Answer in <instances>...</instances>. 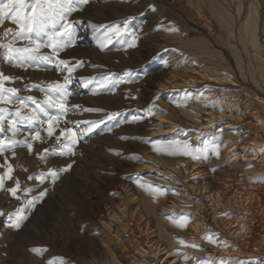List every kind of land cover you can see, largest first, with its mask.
I'll return each mask as SVG.
<instances>
[{
    "label": "rangeland",
    "instance_id": "obj_1",
    "mask_svg": "<svg viewBox=\"0 0 264 264\" xmlns=\"http://www.w3.org/2000/svg\"><path fill=\"white\" fill-rule=\"evenodd\" d=\"M219 1L91 0L83 11L72 14L70 21L75 29L74 39L72 45L60 53V58L72 64L83 61L84 65L72 74L70 90L73 95L68 103L73 110L69 111L68 120L104 119L106 123L81 141L76 147V155L52 157L46 165L25 148H17L14 158L11 153L5 154L14 166L13 175L19 178L21 188H30L32 192H20L21 200H16L0 191V211L5 213L4 217H0V264H138L146 261L167 264L170 259H165L164 252L153 260L150 244H144L153 235L155 240L163 243L160 231L164 229L178 240L173 250L174 255L181 259L179 264H221L222 261L223 264H235V261L236 264H264V243L261 240L249 250L252 254H241L233 261L224 251L228 242L233 241L231 231L235 224L231 226L229 221L233 223L236 218L237 222L240 221L238 217L244 213L241 205L233 203L237 197L233 191L238 185L246 183L251 185L244 194L257 192L264 178V170L257 173L264 163L262 151L258 157L252 152L254 146L250 147L258 137L261 147H264L263 130L257 125V113L264 118V84L256 87L253 82L240 79L231 47L217 40V36L226 37V25L211 15V7L218 10ZM224 2L225 6L221 7L236 19L237 0ZM259 2L260 9L264 10V0ZM198 7L209 18V24L205 25L200 19ZM125 18L131 21L130 30L139 35V46L128 48L122 38L113 37L112 43L101 49L104 28ZM239 21L237 18L236 23ZM173 26L179 31L163 30ZM9 27L16 28V25L5 21L0 27V36ZM232 42L237 43V38ZM208 43L222 54L209 55L210 51L206 50ZM25 44L26 41L17 42L18 47ZM41 51L51 53V49L47 48ZM202 51L205 55L200 54ZM242 61L243 66L247 64V60ZM198 67L197 73H194L193 70ZM211 68L234 74L237 82L231 85L217 83L208 78ZM0 70L15 78L14 82L6 83V87L20 89L18 95L32 96L38 101L44 100V92L32 88V85L46 87L55 81L62 82L67 75L59 71L55 64L41 62L38 66L20 68L2 57ZM142 70H146L147 74ZM260 71L264 72V67L257 63V74ZM126 72L132 73L131 82H122V78L127 79L124 76ZM105 75H111L114 82L99 89V81ZM192 76H195L194 80ZM88 80L94 82L84 87ZM25 86H28L27 89ZM200 92H203V97H199ZM226 92L231 94L229 99L224 100V105L233 110L240 107L244 116L239 119L232 116L218 121L213 120L215 118L206 120L217 128L215 132L220 127H233L232 144H242L235 152L227 154L225 143L220 144L217 150L209 143L200 160L179 153L168 155L154 151L153 142L156 141H188L197 148L196 141L192 139L201 137L203 128L199 123L203 121L204 111L198 107L201 109L194 118L188 117L185 111L202 100L212 104L218 93ZM186 96L189 99L184 103ZM18 106L17 103H0V107L10 110L9 120L15 118ZM31 108L29 104L24 111L30 112ZM89 108L101 111H83ZM148 109L154 115L149 116ZM50 111L55 114L54 110ZM116 112L120 116L107 120L108 115ZM227 115L232 114L228 112ZM31 130L32 126H25L16 138L23 140ZM41 135L45 133L42 131ZM243 145L245 148H242ZM54 146L52 140L43 145L37 143L34 144V152ZM235 153L238 155L234 156ZM240 161L249 167V171L253 170L249 172L253 175L238 174L239 167L235 173L229 171ZM257 162L261 166H257ZM0 163H3L2 159ZM68 163H72L71 170L61 173L54 184L50 179L43 184L39 180L27 179L29 175L47 172L53 167L62 168ZM23 168L28 171L24 172ZM197 169L203 170L202 178H197ZM5 170L0 169V173ZM228 172L233 173L230 178L226 176ZM238 175L241 177H236ZM226 180L230 184L225 188ZM186 182L193 184L195 189H186ZM150 185L166 190L165 194L153 195L147 190ZM11 186L13 182L7 181L6 187ZM201 186H207L208 192L219 191L223 195L220 202L208 200L199 190ZM45 189L47 195L42 202L37 201L35 209H26L29 219L22 229L10 228L7 214L23 206L25 195L31 199ZM260 195L264 204V194ZM167 220L175 224L184 223V229L175 228ZM139 222L150 227L152 234L149 237L141 233ZM197 231L200 232L198 239ZM209 234H213L211 241L205 238ZM253 234L257 236L255 232ZM34 247L44 251L37 255L31 251Z\"/></svg>",
    "mask_w": 264,
    "mask_h": 264
},
{
    "label": "snow or ice",
    "instance_id": "obj_2",
    "mask_svg": "<svg viewBox=\"0 0 264 264\" xmlns=\"http://www.w3.org/2000/svg\"><path fill=\"white\" fill-rule=\"evenodd\" d=\"M89 3L91 0H0V27L5 21L16 25V28L4 29L2 36H0V57L9 64L20 68H30L38 66L41 62H46L55 64L59 71L67 73L62 82L55 81L46 87L32 85V88H39L40 91L44 92V100L38 101L32 96L21 97L18 95L20 89L6 87V83L14 82L15 78L0 70V103H17L19 105L15 108V118L10 120L8 119L10 110L0 107V159L3 160V163H0V169H6L0 173V191L10 194L16 200H21L18 193H31L32 189L21 188V182L19 178L14 177L15 169L9 162V157L5 155L6 153H11L14 158L17 148H25L29 154H35L41 164L46 165L52 157L76 155V147L81 141L90 136L101 124L106 123L104 119L83 122L68 120V113L73 110L68 103L69 97L73 95L70 90V85L73 83L72 74L78 68L83 67L84 62L79 61L72 64L68 60L61 59L60 53L72 45L74 39L75 29L70 17L75 12L83 11ZM152 10L155 11V8L152 7ZM130 23V19L125 18L120 23L106 26L100 41L101 49L112 43L113 37L122 38L128 48H137L140 37L135 31L130 30ZM163 30L179 31L174 26L163 28ZM19 41H26V44L18 47L17 42ZM45 48L51 49V53H43L41 50ZM142 71L145 75L147 74L146 70ZM124 76L127 79L122 78V82H131V72H126ZM93 82V80L86 81L84 87H88ZM113 82L111 75H105L99 81V89H103ZM27 87L25 86L26 89ZM199 97H203V92L199 93ZM188 99L189 97L186 96L183 102L187 103ZM29 104L32 105V108L30 112L26 113L24 110L29 107ZM50 110H54L55 114ZM83 111L99 112L101 109L89 108ZM147 114L149 116L154 115L151 109L147 110ZM118 116H120L119 112L112 113L107 116V120H114ZM61 122L64 124L63 127H61ZM25 126H32V130L23 140H18L17 134ZM42 131L45 133L44 136L41 135ZM57 132H59L58 135ZM122 139L124 138L122 137ZM49 140L54 142V147H44L42 152H34V144L43 145ZM153 149L168 155L179 153L190 156L193 160H200L205 155L203 148L193 147L188 141H156L153 142ZM71 168L72 163H68L62 168L53 167L49 168L47 172L29 175L27 179L39 180L41 184L50 179L54 184L60 178L61 173L68 172ZM22 170L28 171L27 168ZM7 181H12L13 186L6 187ZM147 190L152 191L153 195H164L166 192L158 186L153 187L151 185ZM46 195V189L41 191L39 196L31 199L25 195L23 206L7 214L8 226L16 230L22 229L24 223L29 219L26 209H35L36 202H42ZM4 216L5 213L0 211V217ZM179 226L184 227L185 224L179 223ZM212 236L213 234H209L205 238L211 241ZM192 246L196 247V245ZM31 251L39 255L44 249L34 247Z\"/></svg>",
    "mask_w": 264,
    "mask_h": 264
},
{
    "label": "bare ground",
    "instance_id": "obj_3",
    "mask_svg": "<svg viewBox=\"0 0 264 264\" xmlns=\"http://www.w3.org/2000/svg\"><path fill=\"white\" fill-rule=\"evenodd\" d=\"M224 1H226V0H220L219 1L220 5L217 4L218 10H214L211 7V15L216 17L220 23H224L226 25V27H225L226 37H224V35H220V36L215 35V36L218 37L217 40H219V43H221L223 45L226 44L227 47H229V46L231 47V51H233L234 57L236 59L238 71L240 72V75H241L240 79L247 81V82H253L256 87L257 86L260 87L261 83L264 84V72L260 71L257 74V63L264 67V40H263V38H264V10L260 9V5H261L259 2L260 0H237V2H235V6H236V11H237L238 21L240 20L237 23H236L237 18L235 19L232 15H229L228 10L221 7V6H225ZM201 3H203V2H201ZM206 3H208V2H206ZM233 4H231V5H233ZM197 10L200 12L199 17L204 22V24L205 25L209 24L208 23L209 18L206 17L207 15L205 14L204 11H202L201 7H198ZM210 29H212V28H210ZM221 30H223L222 27H221ZM237 30H238V33L236 35ZM235 38H237V43L232 42L233 39H235ZM207 45L208 46L206 47V50L210 51L209 55L215 56V55H219V54L221 55L222 54L221 53L222 51L215 50V47L212 46L211 43H208ZM236 45H239V47H237ZM227 51H229V49ZM200 54L205 55V53L203 51ZM244 59L247 60V64H245L243 66L242 60H244ZM258 68H260V67H258ZM198 69H199V67L195 68L193 70L194 73H197ZM211 71H212V73H210L208 75V78H212L217 83H225V84L231 85V83L237 82L236 76L234 74L231 75L232 73L230 74L229 72H224V71L219 72V71L214 70L212 68H211ZM208 72H210V71H208ZM248 72L251 73V75L248 74ZM199 74H201V73L199 72ZM191 78H192V80H194L195 76H192ZM159 84H162V83H159ZM230 92L222 93L221 95H220V93H218V95H216V99L214 100V102L212 104H210L209 101H207V100H202V102H198L196 104L198 106L192 105L191 109H189L188 111L187 110L185 111V109L183 110V111L187 112L188 117L194 118L195 115H197L199 109H201L198 107L203 108V111H204L203 121L204 122L202 121V123L201 122L199 123L203 129L202 130L198 129V130L202 131V133L200 134L201 137H197V138L195 137L192 139V141H196L197 148H203L204 149L210 143L211 145H213L214 149L217 150L219 148L220 144L222 145L223 143H225L226 144L225 150L227 151V154H230L231 152L232 153L235 152V150L239 147V145H242V144H238L237 142L232 144L233 136L231 135V133L234 130H233V127L231 125L226 126V127L223 126L224 128L220 127L218 129V132H215L217 130V128H214L213 125L211 123H209V121H207L208 119H211V118H215L213 120L218 121L224 117L231 118L233 116L234 118L239 119V118H242L244 116L243 115L244 111H242L240 109V107H237L233 110L232 108L229 107V105H226V104L224 105V100L229 99L230 94H231ZM209 95H213V94L209 93ZM232 97H235V96H232ZM228 102H229V100H228ZM209 107L212 109H209ZM228 112L229 113L231 112L232 115L228 116L227 115ZM210 122H212V121H210ZM257 125L262 128V130H263L262 132H263V136H264V118L258 113H257ZM198 133H200V131ZM258 138H257V141L254 140V142H253L254 145L250 144V147L254 146V147H252V149H253L252 152L254 153L255 156L257 155L259 157L260 156L259 153H260V151H262V149H264V147L263 148L261 147V142L259 141ZM197 139H198V141H197ZM244 145L242 148H245ZM240 148H241V146H240ZM219 151L220 150L216 151V153ZM246 154H247V152H246ZM237 155L238 154H236V153L234 154V156H237ZM262 155L264 157V151H262ZM249 156L250 155H248V158H249ZM263 157H261V158H263ZM248 158H246V159H248ZM245 161H247V160H245ZM241 162L242 161H240V163L237 162V165H233L232 167H230V169H232V170H229V171H232L235 173V171H236L235 169L237 167H239L240 171L237 172L238 174L244 173L243 175H246V174L248 176L253 175V173H249L252 169L250 168L251 170L249 171V167L246 166V164H243V163L241 164ZM255 164L257 166H261V165H259L260 163H258V162ZM263 166H264V163L262 164L260 169H257V173L264 170L262 168ZM182 169L185 170L186 168H182ZM186 170H188V169H186ZM197 170H198V172L196 173V174H198L197 178L198 177L202 178L203 170H201V171L199 169H197ZM232 172L231 173L228 172L229 175H226L227 178H230V176H232V174H233ZM236 177L239 178L241 176L238 175ZM184 178L186 180L188 179V177H184ZM227 178H225V179H227ZM227 181L228 180L224 181V183L226 184L225 188L227 186H229V184H230L229 182L227 183ZM261 181H264V178L261 179ZM236 182H238V181H236ZM260 184H261L259 186L260 190L257 189V192H251V193L244 194V191L247 190L248 186L251 185V184L248 185L246 183H242V184L238 185L235 188V190L233 191L234 196H237L234 199L236 201H234L233 203H235V205L236 204L241 205V207L244 210V213L242 216L238 217L240 219V221L237 222V218H236V221L232 220L233 223L230 222L231 220L229 221V225L233 226L235 224L233 226L235 228L231 231L232 232L231 237L233 238V241L228 242V244L226 246V250H224V251H227V254L230 256V258L228 257L229 260L232 259V261H233V260H235L234 257H237V256L239 257L241 254H252L251 253L252 250L251 251H249V250L255 245V243L258 240H261V242L264 243V211H263L264 204L261 200L262 196L260 195V194H262V195L264 194V182H260ZM185 188L186 189H188V188H191V189L194 188L195 189L194 185L190 184V182L185 183ZM197 189H199V188H197ZM199 190L202 192V194L204 192V195L206 198H208V200H210V201L213 200L212 202H217V201L220 202V200L222 199V196H223L219 191L218 192H214V191L208 192L207 186H201ZM219 190H222V189H219ZM206 191H207V193H206ZM133 196H135V195H133ZM238 212H240V211H238ZM116 214L117 213L113 214V216L115 217ZM120 215H122V213ZM234 217L232 219H234ZM168 222L170 225L174 226L175 228L184 229V227H180L179 224H177V223L175 224V223H172L170 221H168ZM139 229H140L141 233L148 235V237L152 234L150 232V227H145V224L143 222H139ZM198 231H199V229H198ZM198 231L196 233L197 239H198L197 234H200V232H198ZM254 232L257 234V236H254V234H253ZM173 235H174L173 233L167 232L164 229V230L160 231V240H163V243L155 240L154 235L152 236L151 239L149 238L148 240H145L144 244H146V245L150 244L149 251H151V254L153 255L152 256L153 260H155L157 258V256H159L162 252H164L162 255H166L165 259H170L167 264H179V261L181 259H179L177 255H174L175 250H173V246L176 244V241H178V240H175L176 238L174 239ZM183 246H181V247H183ZM153 249H154V251H152ZM263 251H264V249H263ZM212 261L214 262L215 260H212ZM233 263H231V264H233ZM138 264H153V261L140 262ZM185 264H187V263H185ZM235 264H236V261H235Z\"/></svg>",
    "mask_w": 264,
    "mask_h": 264
}]
</instances>
